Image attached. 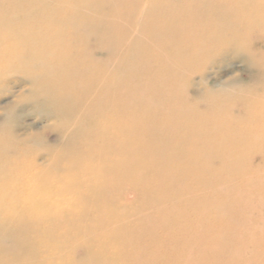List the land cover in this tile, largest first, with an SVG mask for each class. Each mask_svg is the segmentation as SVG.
I'll return each mask as SVG.
<instances>
[{
  "label": "bare ground",
  "instance_id": "6f19581e",
  "mask_svg": "<svg viewBox=\"0 0 264 264\" xmlns=\"http://www.w3.org/2000/svg\"><path fill=\"white\" fill-rule=\"evenodd\" d=\"M214 1L0 0L8 66H22L40 104L64 122L44 167L0 137V264H149L129 245L169 226L187 264H239L222 252L220 234L238 249L243 211L264 202V160L250 161L264 152V97L243 85L207 93L196 109L183 92L188 65L222 45L172 41L194 35V25L225 23L208 11ZM100 5L107 15L91 16ZM236 24L225 39L247 48L241 38L252 29ZM24 40L28 53L9 49ZM263 44L247 49L261 77ZM123 187L138 200L116 197Z\"/></svg>",
  "mask_w": 264,
  "mask_h": 264
},
{
  "label": "rangeland",
  "instance_id": "374dc122",
  "mask_svg": "<svg viewBox=\"0 0 264 264\" xmlns=\"http://www.w3.org/2000/svg\"><path fill=\"white\" fill-rule=\"evenodd\" d=\"M242 1H214L213 6H210L211 8L208 11L216 12L225 20V23H218V17L213 24H211V21L206 22L202 29L194 25V35L185 34L172 39L173 42H178L188 48L191 47L192 40L203 48L211 47L212 41L209 42L210 39H214L222 45L221 49H211L209 51L204 49L197 52L198 59L189 63L188 70L185 73L183 92L188 99L195 102L194 106L198 110L203 109L207 93L219 96L227 88L236 90V88H242L243 85H247L257 95L264 97V77L258 75V70L251 61L252 53L247 50L248 45L257 48L264 43V37L262 40L260 39L261 41L258 38L259 29L264 28V19L259 17L264 16V0ZM100 6L92 10L91 16L107 15L106 12L108 10L105 11L106 9L104 8L107 7L109 9V6ZM186 7L189 12L194 10V5ZM117 9L119 10L120 8ZM249 11H251L249 15L247 13L242 19L239 18V15H244L245 12ZM231 15L235 17H231ZM227 17L230 19H225ZM235 19L242 21L245 29H252V32L241 38V43L244 44V47L247 43V48H240L239 43L234 44L228 42L229 39H225L226 36L231 34L232 29H235V26L238 27ZM156 31L159 32L160 29L157 28ZM218 31L223 32V34L221 33L222 41L218 40L221 35L220 33L218 34ZM12 35L21 41L22 35L20 33L12 32ZM25 44H27L25 40L21 44H10L9 49L28 53L31 42L27 46ZM1 46L0 137H10L17 141L24 148L25 155L32 158L36 166L44 167L49 163L50 150L48 147L59 144L64 122L53 112L52 107L40 104L44 95L37 91L35 79L25 73L22 66L20 68L15 66L10 68L8 66L9 60L7 61V58L10 54L6 53L7 50L4 51ZM256 60L259 59L256 58ZM255 79L258 81H255ZM238 105L240 104L236 103L235 107L238 108ZM261 159L264 160V152L250 155L252 166L261 165ZM259 192L264 195L262 190H259ZM116 197L126 202L137 201L139 198L135 191L126 187L121 188ZM252 205V207L243 211L245 217L243 216L242 218V226L246 230L243 231V234L242 232L239 233L238 230L233 233L236 237L244 238L242 246H237L238 249H235L236 245L228 239V234L224 232L220 234L223 240L222 252L231 257L235 256L239 264H264V241L259 242L260 237H264V202L253 201ZM236 220L240 219H232V221ZM242 220L240 221L242 222ZM169 229L168 235L164 233V230L156 234H145L129 246L139 247L140 251H142L141 256L150 257V260L147 261L149 264H163V262L171 259H179V261H176L177 264H187L188 257L180 249V246L183 245L180 244L179 235L174 234L170 226ZM249 236L253 243H249V238H247ZM172 251H175V254L171 255ZM73 253L74 257H81L82 250L77 248ZM155 255L157 259L153 258Z\"/></svg>",
  "mask_w": 264,
  "mask_h": 264
}]
</instances>
